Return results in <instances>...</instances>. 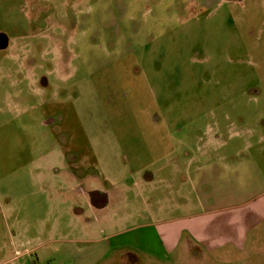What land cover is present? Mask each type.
I'll return each instance as SVG.
<instances>
[{
  "label": "rangeland",
  "instance_id": "obj_1",
  "mask_svg": "<svg viewBox=\"0 0 264 264\" xmlns=\"http://www.w3.org/2000/svg\"><path fill=\"white\" fill-rule=\"evenodd\" d=\"M131 1L0 0V264H264L172 234L197 162L264 176V0Z\"/></svg>",
  "mask_w": 264,
  "mask_h": 264
},
{
  "label": "crops",
  "instance_id": "obj_2",
  "mask_svg": "<svg viewBox=\"0 0 264 264\" xmlns=\"http://www.w3.org/2000/svg\"><path fill=\"white\" fill-rule=\"evenodd\" d=\"M132 2L136 5L142 3L141 0ZM126 3L125 6L130 9V0H126ZM125 6L123 4L121 11L124 12ZM128 18L134 19L129 14ZM122 51L123 54H120L125 56L129 49ZM211 152L209 148L200 153L207 156ZM216 160L194 165L191 185L202 211L187 218L194 220L193 227L173 230L176 243L180 240L181 232L187 230L209 249L229 244L242 246L247 232L264 221V176L256 164L248 159L228 161L219 157ZM90 206L94 207L92 202ZM97 206L105 207L106 201ZM162 236L168 238L166 231Z\"/></svg>",
  "mask_w": 264,
  "mask_h": 264
},
{
  "label": "flooded vegetation",
  "instance_id": "obj_3",
  "mask_svg": "<svg viewBox=\"0 0 264 264\" xmlns=\"http://www.w3.org/2000/svg\"><path fill=\"white\" fill-rule=\"evenodd\" d=\"M0 46H2V45H1V42H0ZM46 83H47V81H45V84H44L45 86H46ZM51 120H52V119H49L47 122H50ZM45 123H46V122H45ZM94 199L97 201V202H96L97 204H100V203L103 202L104 197L100 195V196L95 197ZM96 203H95V204H96ZM97 204H96V205H97Z\"/></svg>",
  "mask_w": 264,
  "mask_h": 264
}]
</instances>
